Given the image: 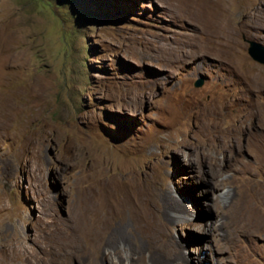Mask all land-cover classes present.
I'll return each instance as SVG.
<instances>
[{
    "label": "rangeland",
    "instance_id": "374dc122",
    "mask_svg": "<svg viewBox=\"0 0 264 264\" xmlns=\"http://www.w3.org/2000/svg\"><path fill=\"white\" fill-rule=\"evenodd\" d=\"M250 39L264 45V0H0L10 264L38 258L17 239L57 218L73 264H264V64Z\"/></svg>",
    "mask_w": 264,
    "mask_h": 264
},
{
    "label": "bare ground",
    "instance_id": "6f19581e",
    "mask_svg": "<svg viewBox=\"0 0 264 264\" xmlns=\"http://www.w3.org/2000/svg\"><path fill=\"white\" fill-rule=\"evenodd\" d=\"M158 214L162 217L164 223L166 224L168 216L166 214L165 208L162 210L159 209ZM51 222L52 223L50 224L49 230H45V233H43L40 237L32 238L23 236L22 240H20L19 238L17 239L18 242H22V244L20 245H23L25 243L24 241H26L27 243H29L30 241H34V248L37 249L36 257L38 258H36L35 260L32 259L29 264H73L74 262H76L77 259L75 250L74 248L72 249L69 246L73 238L71 233L72 230L70 229L69 224L67 223V221L60 218L54 219ZM118 230H120V228ZM109 236V239H111L112 235ZM107 244H109V241H107ZM20 245L18 246L19 249L24 248ZM167 246L172 251L175 246V240L171 239ZM16 256L17 253L14 252V246H12V244L8 242L3 241L0 245V264H10L16 258ZM113 257H115V255L109 257V255L104 252L100 257L99 262L96 264H120V262L118 263L117 261H115Z\"/></svg>",
    "mask_w": 264,
    "mask_h": 264
},
{
    "label": "water",
    "instance_id": "95a60500",
    "mask_svg": "<svg viewBox=\"0 0 264 264\" xmlns=\"http://www.w3.org/2000/svg\"><path fill=\"white\" fill-rule=\"evenodd\" d=\"M248 52L254 59L264 64V45L262 43L254 39H250ZM202 82L203 78H199L195 81V85H201Z\"/></svg>",
    "mask_w": 264,
    "mask_h": 264
}]
</instances>
